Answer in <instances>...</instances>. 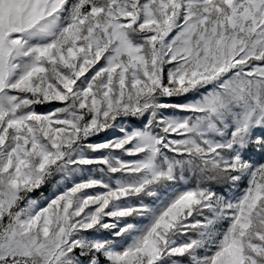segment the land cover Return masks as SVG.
Wrapping results in <instances>:
<instances>
[{"label":"snow or ice","instance_id":"6c2138e0","mask_svg":"<svg viewBox=\"0 0 264 264\" xmlns=\"http://www.w3.org/2000/svg\"><path fill=\"white\" fill-rule=\"evenodd\" d=\"M0 264H264V0H0Z\"/></svg>","mask_w":264,"mask_h":264},{"label":"rangeland","instance_id":"374dc122","mask_svg":"<svg viewBox=\"0 0 264 264\" xmlns=\"http://www.w3.org/2000/svg\"><path fill=\"white\" fill-rule=\"evenodd\" d=\"M37 110L42 111L43 109L38 108ZM103 138H104V136L101 135V136L97 137L96 139H103ZM50 188H51V185H49L48 187L43 189V194L46 195L48 193V191L50 190ZM44 190H46V191H44ZM40 195H41V193H38V195H36V196H40Z\"/></svg>","mask_w":264,"mask_h":264},{"label":"trees","instance_id":"16d2710c","mask_svg":"<svg viewBox=\"0 0 264 264\" xmlns=\"http://www.w3.org/2000/svg\"><path fill=\"white\" fill-rule=\"evenodd\" d=\"M44 191H46V190H44ZM35 195H38V193H36Z\"/></svg>","mask_w":264,"mask_h":264}]
</instances>
